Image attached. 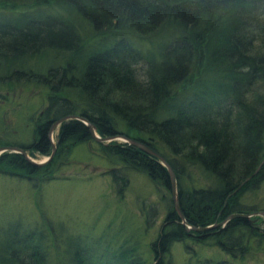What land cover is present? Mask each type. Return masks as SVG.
Returning <instances> with one entry per match:
<instances>
[{"label":"trees","instance_id":"1","mask_svg":"<svg viewBox=\"0 0 264 264\" xmlns=\"http://www.w3.org/2000/svg\"><path fill=\"white\" fill-rule=\"evenodd\" d=\"M0 2L10 7L24 2V11L16 18L23 19V27L0 25V56L7 62L1 68L21 67L12 72L16 81L32 79L23 69V58L43 56L46 50L72 54L71 61L35 76L52 94L39 114L33 139L18 147L49 156L50 126L71 114L93 124L101 137L123 135L142 141L173 168L185 223L174 208L169 173L155 156L122 141L97 142L77 119L59 125L56 150L45 164L33 165L20 153H1V175L37 183L50 180L76 145L94 141L95 154L110 165L105 174L111 176L117 193L127 187L132 171L145 175L165 199V216L149 243L153 261L125 249L120 261L112 264H166L171 245L189 240L212 244L233 258L246 257L253 242L258 249L264 247V218L262 230L242 217L203 232L187 228L219 223L232 213H252L241 197L264 179V0ZM57 4L82 17L95 31L106 28L115 35L154 37L153 46L142 52L119 38L85 56L79 53V34L73 26L48 13ZM43 5L46 15H32ZM73 90L83 99H72ZM195 171L204 183L196 181ZM149 208L146 227L154 224L156 212ZM15 243L19 253L14 249L0 258V264H43L40 252L26 251L31 244ZM97 262L80 256L74 263Z\"/></svg>","mask_w":264,"mask_h":264},{"label":"rangeland","instance_id":"2","mask_svg":"<svg viewBox=\"0 0 264 264\" xmlns=\"http://www.w3.org/2000/svg\"><path fill=\"white\" fill-rule=\"evenodd\" d=\"M23 7L24 2L19 7L0 2V25L23 27V19L16 20L23 13ZM45 7L40 6L32 15H46ZM48 11L57 20L73 26L79 34V53L85 56L91 51L106 48L119 38L128 39L142 52L150 49L153 46H150V41L155 40L154 37L142 39L123 32L115 35L106 28L95 31L82 17L58 4L50 6ZM81 54L79 56L82 57ZM71 58V53L59 54L47 50L43 56L36 54L32 58H23V69L32 79L16 81L12 72L21 67L1 68L7 62L0 56V147H18L33 139V129L41 122L39 114L46 108L48 96L52 94L47 86L35 80V76H42L48 69L61 66ZM71 97L83 99L77 90L71 92ZM57 131L58 128L51 137L55 150ZM96 148L94 141L76 145L66 164L55 171L54 177L40 183L0 174V258L14 249L18 254L20 248L16 246L17 242L31 244V249L26 248V251L40 252L43 264H75L80 256L91 257L100 264H112L120 261V254L124 255L125 249L133 251L134 257L153 261L149 243L156 238L166 213L163 193L157 191L145 175L132 171L128 172L127 187L121 194L117 193L111 176L105 174L110 165L95 154ZM27 153L37 162L48 157L35 151ZM195 179L198 183L205 182L197 171ZM241 203L250 209L249 212H258L250 216L253 220L251 224L262 230L264 215L260 212H264V179L256 190L242 195ZM150 206L156 209L152 215L154 224L146 227ZM226 222H219V226H224ZM17 237L20 239L17 240ZM260 248L253 242L246 257L233 258L212 244L198 245L190 240L175 242L165 255L164 263L264 264V247Z\"/></svg>","mask_w":264,"mask_h":264},{"label":"water","instance_id":"3","mask_svg":"<svg viewBox=\"0 0 264 264\" xmlns=\"http://www.w3.org/2000/svg\"><path fill=\"white\" fill-rule=\"evenodd\" d=\"M68 119H77V120L82 121L87 126V128L89 129L91 137L97 142H100V143H105L106 142V143H108V142H110L112 140L121 139L123 142H126L128 144L137 146L140 149H142L143 151H145L146 153L155 156L159 160V162L167 169V171L169 173L170 183H171V195H172L174 208L177 211V213H178L179 217L181 218L182 222L185 223L184 215H183V213H182V211H181V209L179 207V203H178V191H177L175 173H174L173 168L171 167V165L168 163L167 159L161 153H159L156 150L152 149L149 145H147L146 143H144L142 141H138V140H135L133 138H128V137H125L123 135H117V136H113V137H101V136H99L97 134L94 125L89 123L86 119H84V118H82L80 116L72 115V114L71 115H65V116L60 117L59 119H57L56 121H54L52 123V125L50 126L49 131H48V136H49L50 141H51L52 150H51L50 155L48 157H46L41 162L35 161L34 159H32L31 157H29L27 155V151L25 149H23L21 147H16V146H7V147L2 146V147H0V154L3 153L4 151L9 150L11 152H16V153L22 154L27 159V161H29L33 165H41V164H44V163L48 162L52 158V156H53V154L55 152V144L51 140L52 133H53L54 129H56L62 122L66 121ZM259 168H260V165L257 168V170L253 173V175L256 174V172L259 170ZM250 177H248V179ZM257 214H258V212H253V213H249V214H247V213H232V214H229L224 221L226 222L227 220H229L231 218H235V217H242V218L250 219L251 215H257ZM260 214L264 215V212H260ZM249 222L251 223V222H253V220L250 219ZM217 226H219V223H215V224H212V225H209V226H205V227H191V226H188L187 228L191 229L193 231H196V232H203V231L215 228Z\"/></svg>","mask_w":264,"mask_h":264},{"label":"bare ground","instance_id":"4","mask_svg":"<svg viewBox=\"0 0 264 264\" xmlns=\"http://www.w3.org/2000/svg\"><path fill=\"white\" fill-rule=\"evenodd\" d=\"M58 127H59V126H58ZM58 127H57V128H58ZM54 130H55V129H54ZM53 132H54V131H53ZM52 135H53V133H52ZM44 164H45V163H44ZM41 165H42V164H41Z\"/></svg>","mask_w":264,"mask_h":264}]
</instances>
